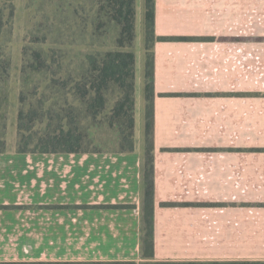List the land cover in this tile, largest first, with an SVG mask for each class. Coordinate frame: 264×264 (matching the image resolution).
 Masks as SVG:
<instances>
[{
  "label": "crops",
  "instance_id": "obj_1",
  "mask_svg": "<svg viewBox=\"0 0 264 264\" xmlns=\"http://www.w3.org/2000/svg\"><path fill=\"white\" fill-rule=\"evenodd\" d=\"M244 1L155 0L156 37L209 40L153 45V258L134 127L131 153H0V262L264 263V169L242 152Z\"/></svg>",
  "mask_w": 264,
  "mask_h": 264
},
{
  "label": "trees",
  "instance_id": "obj_2",
  "mask_svg": "<svg viewBox=\"0 0 264 264\" xmlns=\"http://www.w3.org/2000/svg\"><path fill=\"white\" fill-rule=\"evenodd\" d=\"M13 0H0V27L9 16L6 7ZM99 13L105 23L118 29L117 48L96 56L87 55V66L66 80L60 76L62 66L46 63L42 50L22 48V65L19 70L27 82L44 77L46 84L24 89L17 97L15 126L20 154H76L98 147L100 133L114 138L121 153L134 150L135 82L134 40L135 0H99ZM155 0H144V142L145 153L141 166L142 185V245L143 256L153 258V205H154V53L155 41H208L207 38L156 37L154 34ZM6 16V18H5ZM100 20L99 22H102ZM3 22V24H2ZM99 23V29L105 24ZM1 50V48H0ZM45 56V57H44ZM16 68V67H15ZM13 68V69H15ZM11 61L0 51V153L4 152L7 105L9 94L5 91L10 75ZM9 74V75H8ZM48 74V75H47ZM69 75V74H68ZM39 83V82H37ZM111 104V106H109ZM0 264H136L135 262H0ZM140 264H264L238 263H183L148 262Z\"/></svg>",
  "mask_w": 264,
  "mask_h": 264
},
{
  "label": "rangeland",
  "instance_id": "obj_3",
  "mask_svg": "<svg viewBox=\"0 0 264 264\" xmlns=\"http://www.w3.org/2000/svg\"><path fill=\"white\" fill-rule=\"evenodd\" d=\"M13 7H6L9 16L0 27L1 53L11 61L10 75L7 77L5 91L9 94L5 131L4 154L18 152L15 114L17 97L21 90L46 84V75L24 81L28 74L21 75L22 48L42 50L46 63L55 62L62 66L63 79H77L87 66V55L96 56L117 48L118 29L105 23L99 13V0H13ZM135 40H134V82L137 92L143 80L144 50V0H135ZM6 18V16H5ZM102 20V22H99ZM105 23L100 29L98 24ZM244 129L243 144L244 168L264 169V0L244 1ZM202 38V37H201ZM208 39V38H207ZM45 57V56H44ZM53 64V63H52ZM16 67V68H15ZM15 68V69H13ZM69 74V75H68ZM48 75V74H47ZM39 82V83H37ZM135 137L138 148L144 146V113L139 111L135 100ZM111 106V104L109 105ZM114 138L100 133L98 147L89 151H114ZM142 143V144H141ZM144 158V157H143ZM143 164V161H142Z\"/></svg>",
  "mask_w": 264,
  "mask_h": 264
}]
</instances>
